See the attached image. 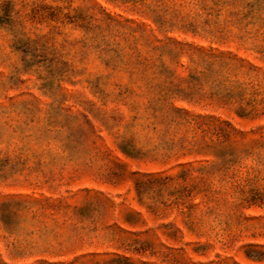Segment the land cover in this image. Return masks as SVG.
<instances>
[{
	"label": "rangeland",
	"instance_id": "rangeland-1",
	"mask_svg": "<svg viewBox=\"0 0 264 264\" xmlns=\"http://www.w3.org/2000/svg\"><path fill=\"white\" fill-rule=\"evenodd\" d=\"M0 264H264V0H0Z\"/></svg>",
	"mask_w": 264,
	"mask_h": 264
}]
</instances>
